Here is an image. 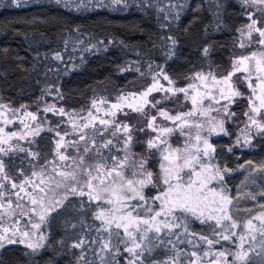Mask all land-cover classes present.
<instances>
[{"label": "snow or ice", "instance_id": "snow-or-ice-1", "mask_svg": "<svg viewBox=\"0 0 264 264\" xmlns=\"http://www.w3.org/2000/svg\"><path fill=\"white\" fill-rule=\"evenodd\" d=\"M19 2L12 0L13 4L18 5ZM54 2L77 12L91 11L97 7H127L129 3L141 9L155 6V0ZM241 4L245 9H255V12L247 11L249 23L237 29L241 36L239 47L247 49L255 45V50L236 56L231 62V70L222 77L211 71L196 72L189 77L192 82L178 88L161 68L152 74L153 82L139 93L122 92L110 104L105 97L93 99L86 116L69 112L63 107L57 108L55 104L45 103L42 109L38 106L36 113L27 111L26 105L12 108L10 104H0V123L10 125L19 120L23 125L20 132H9L0 127V155L20 152L38 161L39 153L14 141H27L31 144L44 131L55 133L52 159H46L38 168L34 164L30 175L21 172L23 179L19 182L8 175L6 165L0 159V249L18 244L31 250L29 255L38 253L46 248L48 237L43 227L48 226L53 214L66 212L69 218H75L73 214L78 217L85 209L92 211L95 208L91 219L93 222L99 221V227L93 228L91 224L87 227L89 231L98 234L91 243L99 244V251L93 249V255L100 264H117L120 245H127L123 248V252L129 254L126 264H145L155 248L166 244L172 246L175 254L160 264H264V190L258 194L247 192L231 196L226 174L235 169L205 163V160L211 161L214 158L215 148L201 135L205 125L208 126L209 135L217 131L227 135L225 119L236 115L230 111V106L240 99H246L247 111L243 115L247 117V123L241 130L243 144L240 137H237L235 146H251L253 137L250 133L253 129L258 136L264 137V0H241ZM213 6L218 9L219 27L222 0H214ZM182 7V4L171 5L163 21H168L169 16L172 20H179L177 9ZM256 13H259V18ZM161 27L170 25L162 22ZM163 40L165 55L171 59L175 55L173 48L178 41L174 36ZM168 41H171V46L167 44ZM203 51L207 55L209 49L205 47ZM53 59L61 61L62 57L57 52ZM120 71L125 69L121 68ZM161 77L168 87L160 83ZM244 85L247 86V93L240 90ZM52 91V87L48 86L37 98V103L43 102L44 95ZM55 91L56 98L63 100L59 89ZM158 92L164 93L161 99H150L153 93ZM179 94H183L184 100L190 102L191 108L188 111H178L172 115L168 110L159 108L157 115L148 118L146 126L139 129L141 132L155 133V136L147 140V148L152 155L159 153V172L154 173L149 170L148 158L132 159L130 146L134 142V129L129 123L116 122V118L120 113L127 116L129 112L147 116L148 109H157L163 101H179ZM103 106H107V109L101 117L99 114ZM92 109H95L97 115H93ZM40 111L51 112L61 117V120L45 128L46 117L40 118L37 114ZM213 112L222 113L224 118L217 119L211 115ZM64 117H67V121ZM158 117L171 122L172 126L157 125ZM65 123L71 125V131L61 134V126ZM97 123L101 127L98 128ZM193 129L195 135L192 134ZM110 130L113 138L123 135V140H118L122 144L118 152L122 150L125 153L122 158L118 152L116 155L111 154V149L115 147L113 139L97 147V136L106 135ZM175 132L186 137L183 147H173L169 142V137ZM70 135L78 139L70 141L67 139ZM69 149H74L75 154L69 155ZM103 149H109L107 156ZM232 150L229 147L228 151ZM246 165L250 175L264 172V164L253 165L252 161H247ZM246 165H239V168L243 169ZM153 188L157 189L156 194L151 197L146 195L145 189L150 192ZM257 196L261 198L260 201H257ZM245 197L258 202L261 211L241 223L233 212L237 201ZM74 198H79L78 205L74 203ZM253 210L249 208L244 211L251 213ZM192 221L209 225L208 233L191 232L189 229ZM162 233H167L166 242ZM113 236L117 240L116 244L112 242ZM172 236H176L178 241L187 237V243L193 250L184 252L178 249ZM222 242L229 243L230 247L224 248ZM88 243L82 236L71 245L81 249L76 264H92L83 254V246ZM216 246H220L219 249ZM107 253H112L111 261L105 258Z\"/></svg>", "mask_w": 264, "mask_h": 264}, {"label": "trees", "instance_id": "trees-1", "mask_svg": "<svg viewBox=\"0 0 264 264\" xmlns=\"http://www.w3.org/2000/svg\"><path fill=\"white\" fill-rule=\"evenodd\" d=\"M213 3L214 0H155L154 7L145 9L129 3L127 7H97L77 12L57 5L54 0H20L18 5L12 0H0V101L13 107L26 105L32 108L42 92L51 86L52 92L56 94L55 89L58 88L63 96V100L55 98L60 106L79 109L87 104L97 86L109 83L114 88H123L134 83L138 73L148 64L163 68L174 82L208 68L222 73L234 53L237 29L246 21V10L241 0H222L220 26L217 27L218 9ZM173 4L183 5L177 9L180 19L172 20L169 16L168 21H163ZM162 22L170 27H161ZM173 36L178 43L173 48L175 55L168 59L163 38ZM167 44L171 46V41ZM205 47L209 49L207 55L203 51ZM57 52L62 57L61 61L53 59ZM121 68L125 71H120ZM231 135L230 131L228 137L213 139L214 158L205 160V163L221 168L226 165L230 169L246 165L247 161H252L253 165L264 164L263 138L253 140L251 146L229 152ZM50 143V133L42 132L36 138V149L39 153H46ZM142 143L141 138L136 139L134 150L141 152ZM106 151L105 156L109 154ZM121 153L122 150L118 152L120 157ZM3 161L8 175L14 178L29 170L30 159L25 153H10L3 156ZM150 167L156 171L155 158ZM262 174L256 172L250 175L246 165L240 168V172L226 175V183H230L229 194L235 197L263 190L259 179ZM155 194L153 189L150 192L146 190L149 197ZM237 202V208L250 207L254 209L253 214L261 211L257 202L246 197ZM74 203L78 205L79 198H74ZM236 209L235 217L239 212ZM92 211L85 209L81 216L73 214L75 218H69L66 212L53 214L48 226H45L48 237L46 248L29 255L31 250L25 246L8 245L0 249V264H76L81 249L71 245L82 236L89 241L83 246L85 259L92 264H100L93 255V249L99 251V244L91 243L98 234L87 227L91 224L95 228L100 224L99 221H92ZM69 219L70 222L66 223ZM189 230L207 234L209 225L192 221ZM161 236L166 242L167 233ZM171 238L178 249L184 252L193 250L187 243V237L180 241L176 236ZM112 242L117 243L115 236ZM222 243L225 245L226 242ZM126 246L120 245L117 264H126L129 255L123 252ZM216 247L219 249L220 246ZM174 254L171 245L157 247L145 264H160ZM105 258L111 261L112 253L105 254Z\"/></svg>", "mask_w": 264, "mask_h": 264}, {"label": "rangeland", "instance_id": "rangeland-1", "mask_svg": "<svg viewBox=\"0 0 264 264\" xmlns=\"http://www.w3.org/2000/svg\"><path fill=\"white\" fill-rule=\"evenodd\" d=\"M246 12L247 11H253L255 12V9L253 8H247L245 9ZM257 18H259V13H256ZM246 21L245 23L242 25V27L240 29H242L247 23H249L248 19H247V14H246ZM240 32H238L237 37H236V42H235V47H234V53L231 56V59L229 61V65L227 67V69L222 72V73H218L216 71H214L213 69H206V70H198L195 71L194 73L188 75L187 77H185L183 80L179 81V82H175V87H186L188 83L192 82L189 77L194 75L196 72H204L207 73L209 71L213 72L214 74H216L218 77H222L224 75L227 74L228 71L231 70V62L232 60L236 57L239 56L241 54H247L250 53L251 51L255 50V45H252L250 47H248L247 49H241L239 47V43H240ZM150 65L148 64L146 66V68L142 71L139 72L137 75V80L129 85H126L123 88H114V86L110 85L109 83H106L104 85H100L97 86L92 94V96L89 98L87 104L79 109H66L69 112H77V113H82V115L86 116L88 113V110L91 109V101L93 99H98L99 97H105L107 98L109 104L110 103H114L116 101V97L120 94V93H128V92H136L139 93L140 91H143L144 89H146L153 81H152V74L153 73H157L161 70L160 67H149ZM165 73V72H164ZM166 74V73H165ZM238 76L240 74H237ZM234 79H236V77H234ZM160 83L163 84L165 87H168L169 85L167 84L166 81H164L162 79V77L160 78ZM241 91L247 93V86L244 85L243 87H241L240 89ZM164 93L163 92H158V93H153L150 97V99H152L153 101L161 99L163 97ZM56 98V94L54 92H51V94H45L43 97V102H40L39 104L37 103L36 105H34V107L29 108V106H27V111H31L36 113L37 112V107L39 106V108H43L44 104L47 103L49 105L51 104H55L57 106V108H60L62 106H60L58 104V102L55 100ZM0 104H7L4 103L2 101H0ZM21 106V105H20ZM20 106L17 107H13L12 108H19ZM159 108H164L166 110H168L172 115H175L178 111H188L191 108V104L190 102H186L184 100V96L183 94H179V101H176L175 99L170 100V101H163L157 109H148L147 110V116H142L138 113H131L129 112V114L127 116H125L123 113L118 114L117 118H116V122L118 123H129L134 131H133V141H135L136 139L141 138L143 143H142V147L143 149L141 150V152H138L136 150H134V142L132 143V145L130 146V152L132 153V159L135 160H140L142 158H148L149 162H151L154 158L157 160V167H156V171L154 172L153 169L150 167V163H149V170L153 171L154 173H158L159 172V153L157 152L155 156L152 155V152H150L147 148V140L153 136H155V133L151 132V131H147V132H141L139 131L140 128H144L146 126L147 123V119L150 118L153 115H157V112L159 111ZM65 109V108H64ZM107 109V106H103V110L101 111V113L99 114V116L103 117L104 115V110ZM125 111H128L127 109H125ZM230 111L234 112L236 115L235 117L231 118V119H225V123H224V128L227 131V135H225L222 132H216L214 134L209 135L208 131H207V125H205V128L202 130L201 135L206 137L209 142L213 145L212 141L213 139H216L218 137H222V136H227L230 134V131L232 133V135L230 136V143H231V147L233 148L234 151H238L237 149H243L246 148L247 146H235L236 145V140L237 137H240L241 139V144H243V136L241 135V130L245 128V124L247 123V117H245L243 115V113L245 111H247V100L246 99H240L238 100L236 103L232 104L230 106ZM93 115H97V113L95 112V109H92ZM22 114V113H21ZM38 116L40 118H45L46 117V121L44 123V127L47 128L48 126H54L56 123H58L61 120V117H59L58 115H54L53 113L49 112V113H44L43 111H40L39 113H37ZM211 115L216 116L217 119H223V115L222 113H217V112H213ZM65 121H67V117L63 118ZM157 125L163 124L165 126H172L171 122H167L164 121L162 117H158L157 121H156ZM0 127H4L6 131H17L20 132L23 130V125L20 124L19 120H15L13 124L10 125H4L3 123H0ZM97 127H101L98 123H97ZM61 134H63L65 131L70 132L71 131V125L68 123H65L64 125L61 126ZM47 132V131H44ZM50 133L51 136V143H50V148L48 149V151L46 153H39V151L36 149V138L34 139V142L29 144L27 141H14V143H19L20 145H22L24 148L30 149L34 152H37L40 154V159L38 161H33L30 157H28L30 159V166H29V170L25 173V175H30V173L34 170L33 165L36 164L37 168L39 167V165L44 164V161L46 159H52L53 156V148H54V144H53V140L55 138V133L54 132H48ZM192 134L195 135V130H192ZM251 136L253 137L252 141L257 139V138H263L261 136H258L256 134V131L253 129L251 131ZM68 140H73V139H78L77 136H68L67 137ZM109 139H113V144L115 145V147H113L111 149V153L112 155H116L118 149L122 148V144L118 143L119 141L123 140V135H120L118 138H113L111 136V130L103 136H97V147L104 143L105 141L109 140ZM186 137L185 136H181L179 134V132H175L173 133L170 137H169V142L171 143V145L173 147H183L184 143H185ZM202 146V145H201ZM214 147V146H213ZM107 150L106 152H109V149H103V153L104 151ZM241 151V150H239ZM13 153H20V152H13ZM68 154L69 155H74L75 154V150L74 149H69L68 150ZM124 151H122L121 153V158L124 156ZM0 159H3V156L0 155ZM92 161H90L91 163ZM235 172H240V168L237 167L235 168ZM231 173H234L231 172ZM231 173L226 174L227 176L230 175ZM262 177H260L259 179L261 180V184L264 186V172H262ZM128 174L129 176L131 175V169L128 170ZM12 177V176H11ZM16 182H19L20 179H23V176H21V174H19L18 177H12ZM230 183H227V186L229 187ZM234 185V184H233ZM10 188V185H9ZM147 189H145L146 192ZM153 190H155V192H157V189L153 188ZM264 190V189H263ZM258 192H256L257 194L262 191L260 190H256ZM260 197L257 196V201H260ZM238 204V202L236 203V205ZM235 205L234 210L237 208ZM258 205V202H257ZM259 207V205H258ZM250 208V207H249ZM248 207H241V208H237L236 210L239 211L238 215H236L237 217H235L237 220H239L241 223H243L245 220H247L251 215H256L253 213H249L247 211H244L245 209H249ZM236 211L233 212V214ZM26 219V218H25ZM43 231L44 234L47 236V232L45 227H43ZM223 244V243H222ZM45 245H47V240L45 241ZM24 246V245H22ZM224 248H228L230 247L229 243H225V245L223 244Z\"/></svg>", "mask_w": 264, "mask_h": 264}]
</instances>
